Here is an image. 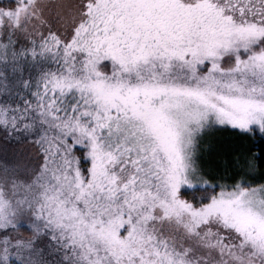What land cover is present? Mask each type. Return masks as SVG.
Here are the masks:
<instances>
[{
    "label": "snow or ice",
    "instance_id": "1",
    "mask_svg": "<svg viewBox=\"0 0 264 264\" xmlns=\"http://www.w3.org/2000/svg\"><path fill=\"white\" fill-rule=\"evenodd\" d=\"M0 264H264V0H0Z\"/></svg>",
    "mask_w": 264,
    "mask_h": 264
}]
</instances>
